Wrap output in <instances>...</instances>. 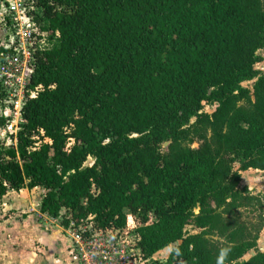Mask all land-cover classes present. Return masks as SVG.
Returning <instances> with one entry per match:
<instances>
[{
	"label": "trees",
	"instance_id": "obj_1",
	"mask_svg": "<svg viewBox=\"0 0 264 264\" xmlns=\"http://www.w3.org/2000/svg\"><path fill=\"white\" fill-rule=\"evenodd\" d=\"M37 2L60 37L38 53L30 86L43 89L0 143V197L40 188L41 212L66 209L65 228L138 214L148 261L181 241L149 264H264V252L242 260L260 227L240 210L255 199L241 171L264 170V0ZM191 133L199 148L184 144Z\"/></svg>",
	"mask_w": 264,
	"mask_h": 264
},
{
	"label": "built area",
	"instance_id": "obj_2",
	"mask_svg": "<svg viewBox=\"0 0 264 264\" xmlns=\"http://www.w3.org/2000/svg\"><path fill=\"white\" fill-rule=\"evenodd\" d=\"M42 15L37 0H0V106L8 126H19L24 104L43 89L30 86L37 55L60 37L45 28ZM152 221L149 213L146 223ZM141 223L138 214L128 215L123 227L98 228L93 216L79 225L71 222L76 264H147L136 232Z\"/></svg>",
	"mask_w": 264,
	"mask_h": 264
},
{
	"label": "rangeland",
	"instance_id": "obj_3",
	"mask_svg": "<svg viewBox=\"0 0 264 264\" xmlns=\"http://www.w3.org/2000/svg\"><path fill=\"white\" fill-rule=\"evenodd\" d=\"M1 37V34H0ZM258 54L262 57V61L256 64V68L264 71V48L259 50ZM244 86L252 87L253 81L243 83ZM216 105L204 104L203 112L212 113L215 111ZM193 118L190 126L186 129L193 130ZM11 127V128H10ZM0 127V143L2 141L7 144L12 143L11 133L15 132L14 126ZM2 128V129H1ZM3 128L7 130L4 131ZM11 131H9V130ZM211 134H209L210 136ZM204 140L199 134L191 133L185 138L184 144L191 148H199ZM170 141L165 142L161 146L163 152L169 151ZM93 159L89 158L87 164H92ZM240 163L234 164L237 170ZM242 179L240 188L247 187L249 193L255 197L250 206H245L241 210V220L245 221L252 227L253 234L256 233L258 227L259 238L257 248L246 253L242 260H248L258 252H264V170L250 168L241 171ZM38 197H41V189L35 188L28 191L15 192L10 191L5 198H0V264H76V255L72 252L74 249V237L71 229L62 226V220L69 213L66 209H62L57 219L51 220L50 226L45 229L38 224L36 216L33 215V208L27 207V203L38 206ZM8 204L13 207L10 211L3 205ZM32 215V216H31ZM133 215L132 213L127 214ZM263 218V219H262ZM42 220V219H41ZM127 222V220H126ZM143 222V221H142ZM138 224V223H137ZM136 224V225H137ZM143 224L141 223L139 227ZM138 228L136 232L139 234ZM201 229L193 225L186 226V233H198ZM53 235V236H52ZM140 235V234H139ZM46 236V237H45ZM56 237L57 238L56 240ZM62 239V241H61ZM181 241H177L161 252L156 253L147 264L155 260L166 261L172 251ZM144 253V252H143Z\"/></svg>",
	"mask_w": 264,
	"mask_h": 264
},
{
	"label": "crops",
	"instance_id": "obj_4",
	"mask_svg": "<svg viewBox=\"0 0 264 264\" xmlns=\"http://www.w3.org/2000/svg\"><path fill=\"white\" fill-rule=\"evenodd\" d=\"M0 117H3L4 119H6L5 118V116H4V114H3V108L0 106ZM6 126H8L7 125V123H6ZM10 126H8V128H9ZM11 128V127H10ZM2 129V128H1ZM4 129V131L5 130H7L6 128H3ZM14 129H15V132L14 133H11V134H16L17 133V131H18V129H19V126H14ZM9 130V129H8ZM11 130V129H10ZM9 130V131H10ZM11 132V131H10ZM35 189V188H34ZM33 190V189H32ZM11 191H14V190H11ZM22 191H31V190H29V189H21L20 191H15V192H22ZM10 192V191H9ZM8 192V193H9ZM7 193V194H8ZM6 194V195H7ZM6 195L5 196H3L2 198H5L6 197ZM1 198V197H0ZM38 201H37V203H38V206L39 207H36V205H33L32 203H27V207H29V205H32V206H30L31 208H33V210H32V212H34L33 213V215L34 216H36L37 217V219L38 220H40V221H38V224L41 226V229L42 228H46L47 226H50V224H51V220H53V219H55V218H53V217H51V216H49L48 214H45V213H42L41 212V204H40V199H41V197H38ZM3 205V210H6L5 208L7 207V209L10 211V209L11 208H13V207H9V205L8 204H6V205H4V204H2ZM1 209H2V207H0ZM32 216V215H31ZM42 219V220H41ZM53 236V235H52ZM46 237V236H45ZM57 238H59V237H56V240H57ZM61 241H62V239H61ZM159 252H161V251H159ZM158 252V253H159Z\"/></svg>",
	"mask_w": 264,
	"mask_h": 264
}]
</instances>
